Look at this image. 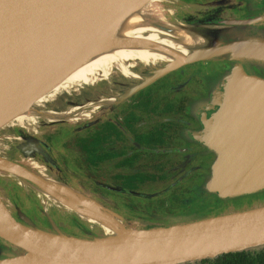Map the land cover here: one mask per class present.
I'll return each instance as SVG.
<instances>
[{"label": "water", "instance_id": "95a60500", "mask_svg": "<svg viewBox=\"0 0 264 264\" xmlns=\"http://www.w3.org/2000/svg\"><path fill=\"white\" fill-rule=\"evenodd\" d=\"M134 1L0 0V126L18 111L14 99L37 76ZM228 53L264 60V42H217L193 50L186 59L171 60L160 71ZM199 120V138L214 152L206 190L232 197L264 187V78L233 69L220 82L217 94L200 107ZM0 160L10 164L0 169L38 186L77 213L88 216L68 199L76 200L77 208L115 220L71 192L65 183L60 184L66 189L57 187L16 162ZM0 215L4 224L0 237L23 250L19 255L0 257V264H167L264 244V204L140 229L115 220L121 233L83 238L37 228L0 187Z\"/></svg>", "mask_w": 264, "mask_h": 264}, {"label": "flooded vegetation", "instance_id": "af4514ba", "mask_svg": "<svg viewBox=\"0 0 264 264\" xmlns=\"http://www.w3.org/2000/svg\"><path fill=\"white\" fill-rule=\"evenodd\" d=\"M179 1L183 12L177 20L189 27L218 26L229 35L264 28V0H229L227 13L222 9L200 16L201 21L188 17L196 16L199 6L211 7L212 0ZM199 33L202 38L209 35L204 30ZM229 55L184 63L164 72L160 70L171 60L158 68L155 60L141 61L146 67L124 74L134 80L128 88L112 83L103 87L99 97L92 95L86 98V104L75 106L81 109L86 105V118L79 123L60 120L52 129L41 128L39 132L45 133L42 139L12 130L11 137L23 139L25 146L19 144L18 153L11 159L30 158L58 180L72 182L75 188L77 178L87 179L123 212L143 211L145 214L139 215L151 224L165 225L184 216L217 211L220 196L205 190L214 152L199 138L202 125L198 109L217 94L220 82L237 64ZM213 60L218 61L214 64L210 62ZM112 69L121 70L112 67L107 74ZM107 74L100 78L106 79ZM136 84L137 91L126 95ZM129 99H134L132 108L118 116ZM147 201L167 202L177 210L174 214L141 210ZM227 212L231 211L222 210L220 214Z\"/></svg>", "mask_w": 264, "mask_h": 264}, {"label": "rangeland", "instance_id": "374dc122", "mask_svg": "<svg viewBox=\"0 0 264 264\" xmlns=\"http://www.w3.org/2000/svg\"><path fill=\"white\" fill-rule=\"evenodd\" d=\"M229 3V0H212L210 3V5H212L211 7H207L208 5L205 6L209 10H207L204 6H199L200 9H195L197 15L193 16L192 14L188 18L201 21V19L199 18L200 16H208L211 13L215 14V12L217 11L226 9ZM181 7L182 4L179 0H153L152 2H149L148 4L142 6L141 9L145 17V22L153 25L156 29H158L157 36L159 39L164 38L166 40H169V37L167 38L164 33L172 34L183 29L184 32L189 34L194 33L201 35L199 33V30L208 32L209 35L207 37L204 36L203 38L206 45L202 48L210 47L215 43L222 41L257 40L260 42H264L263 26H258V29L257 27L256 29L253 28V32L243 31L234 35H229L223 32V28L218 26H211L209 28H207V26L189 27L190 25L188 26V24H186L185 22L177 20V16L180 13L182 14L183 12ZM226 11L227 9L224 10V12ZM194 24H196V22L192 25L194 26ZM219 30H221L222 32H220ZM172 42L175 43L174 40H172ZM193 50L195 49H187L186 54H190ZM229 58L237 62V64L231 66V71L233 69L239 68L246 75L264 78V60L234 54H230ZM168 61V59L166 60L160 58L156 59L154 63L156 65V68H158L161 64ZM217 61L218 60H213L210 62H214L215 64L217 63ZM210 62L207 64H211ZM124 64H128L126 68L129 72L132 73H136L140 68L146 67V65L139 60L126 62ZM129 72L126 74H129ZM124 74L125 72L121 70L119 71L117 69H112L111 72L105 76L106 79L104 80L99 79L100 77H102L99 76V80L95 79L91 84L82 83L79 85H73L66 90L54 94V96L41 101L39 105H37V109L42 111H50L57 114L68 112L66 116L48 117L37 115L33 120H24V123L15 121L8 124L7 126L0 128V157L16 162L21 166L28 168L32 172L50 179L54 183H63L62 181L58 180L50 173H48L43 166L37 165L36 162L34 160H31L30 158H21L20 156H16L15 159H11L14 153H18L16 149L19 144L21 146H25V141L23 139H14L11 137V131L14 129H19L21 131L28 132V134H31L33 136H39L42 139L45 133L39 132L41 128L43 130L52 129L53 127H55V123L60 122V120H66L68 124L79 123L86 118V116L83 114L87 111L85 110L86 105L81 109H74V107L86 104V98H90L92 95H96V97H99V93L101 92V90H103V87H106L112 83H123L124 87L128 88L130 84H133L134 80L129 76H124ZM173 74L174 76H176L175 72ZM137 85L138 84L134 85L132 89L129 88L130 90H127L125 94L127 95L128 93L137 91ZM133 100L134 99H129L125 101L123 106H126L117 113L118 116L126 113L127 109L132 108L134 103ZM97 110L99 111V108ZM29 144H31L32 146V143ZM57 156L58 157H56V159L60 163H62L63 159L61 158V156ZM210 167L212 168V166ZM75 184L77 186L76 188H73L66 184L65 185L71 190V192L83 198L86 202L96 206L100 210H104L117 222L121 223L125 227H128L130 229H140L161 225L151 224L144 218H142L139 214H145L143 211L135 210L134 212H130L128 209H124L126 212H123L122 208H118L117 204L112 199L104 195V191L98 190L94 185H90L87 179L77 178L75 180ZM0 187L8 194V196L15 202L22 213L37 228L48 234L70 236V232H74L84 237H86L85 235L89 232L93 235L92 237L110 236L114 234V232H112L111 230L106 229L100 221L92 220L86 215L77 213L68 206L59 202L56 198H54L47 192L43 191L38 186L3 169H0ZM212 188L215 189V187ZM209 192L218 196L217 190H211ZM262 204H264V187L260 188V190H257L254 193L232 196L228 201H226L225 205L221 207V211L223 210V212H226L238 210ZM144 208L145 210L149 209L150 213H155L161 210L168 214H174L177 210L176 207L174 208V206L170 203L166 202L165 204L163 202L157 204L152 201H147L145 204H143V206L140 207L141 210H143ZM22 252L23 250L17 245L0 237V257L19 255ZM167 264L191 263L176 262Z\"/></svg>", "mask_w": 264, "mask_h": 264}, {"label": "bare ground", "instance_id": "6f19581e", "mask_svg": "<svg viewBox=\"0 0 264 264\" xmlns=\"http://www.w3.org/2000/svg\"><path fill=\"white\" fill-rule=\"evenodd\" d=\"M152 1H134L107 24L74 47L48 70L37 76L16 96L14 100L18 105V111L9 117L0 128L15 121L21 123L24 120H33L37 115L48 117L66 116L68 112L57 114L50 111H42L37 109V105L41 101L73 85L92 82L100 75L107 74L112 67L120 68L126 73L127 68L124 63L134 60L144 63L153 62L160 58L182 60L188 56L186 54L187 49H200L206 45L201 36L194 33H186L183 29L172 34L164 33L167 38L169 37V40L159 39L157 36L158 29L145 22L141 9L142 6ZM0 165L10 166L9 163L1 160ZM47 180L54 183L50 179ZM54 185L57 187L61 185L63 189L67 188L63 184L54 183ZM68 202L82 213L85 212L90 219L99 220L106 229L117 234L121 233L118 223L109 216H104L94 210L77 208L78 202L72 198L68 199ZM3 228L4 224L0 215V229L3 230ZM41 233L47 239H53L52 236L44 232ZM66 242L79 243L75 240H66Z\"/></svg>", "mask_w": 264, "mask_h": 264}, {"label": "trees", "instance_id": "16d2710c", "mask_svg": "<svg viewBox=\"0 0 264 264\" xmlns=\"http://www.w3.org/2000/svg\"><path fill=\"white\" fill-rule=\"evenodd\" d=\"M206 147V146H205ZM208 148V147H206ZM210 149V148H208ZM211 150V149H210ZM210 174L205 180V183L207 179L209 178ZM66 185H69L73 188L74 185L72 182L69 181H62ZM206 190V187H205ZM207 191V190H206ZM209 192V191H207ZM231 197H220V208L225 205L226 201H228ZM214 211L212 213L208 212L205 213L204 215H195L193 216H184L178 219H175L174 222L168 223V224H173L177 222H182V221H189V220H195L203 217H208V216H213V215H218L220 214L221 210ZM166 225V224H165ZM72 236L75 237H83L82 235L76 234L74 232H70ZM86 237H92L93 235L87 233L85 235ZM183 263H191V264H264V244L263 245H258L255 247L247 248V249H242V250H237V251H231V252H226V253H221L219 255H216L214 257H209V258H202V259H197V260H191V261H184Z\"/></svg>", "mask_w": 264, "mask_h": 264}]
</instances>
